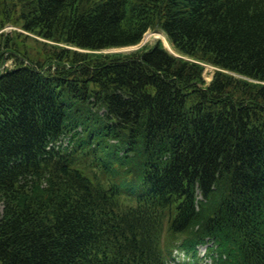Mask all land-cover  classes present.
Returning a JSON list of instances; mask_svg holds the SVG:
<instances>
[{"label": "trees", "instance_id": "trees-1", "mask_svg": "<svg viewBox=\"0 0 264 264\" xmlns=\"http://www.w3.org/2000/svg\"><path fill=\"white\" fill-rule=\"evenodd\" d=\"M8 1L0 264H264V0Z\"/></svg>", "mask_w": 264, "mask_h": 264}, {"label": "rangeland", "instance_id": "rangeland-1", "mask_svg": "<svg viewBox=\"0 0 264 264\" xmlns=\"http://www.w3.org/2000/svg\"><path fill=\"white\" fill-rule=\"evenodd\" d=\"M13 1L14 0L8 1L9 2L8 7H10L12 5L11 3L15 4V9L12 10V14L15 15L19 11L21 3H15ZM2 7H4V9H6L7 6H5V2H3V0H0V11H1ZM1 17L2 16L0 14V18ZM5 20H6L5 25L0 29V31L9 32L11 35L13 30L19 29L17 26L12 24V22H11L12 20L9 17H6ZM13 27H15V28H13ZM17 31H20V30H17ZM29 36H31V35H29ZM26 39H27L26 43H30V45H31V47L28 48L29 55H34V54L38 55L37 50H38V48H41V44L32 38H26ZM156 40H159L163 44L164 48L167 49L169 52H171L173 54H177L175 52V50L172 48L169 41L167 40L166 35L161 30H155V29L147 30L146 33L143 35L142 40L138 44L131 45V46H125V47H110V48L103 49L100 52H103V53H106V52H130L132 50L139 49L143 46L149 47V46L153 45V43ZM19 49L22 50V46H20ZM204 67H205L204 72H203L204 77L207 81H209L215 68L211 65H208V64H206ZM1 208H2V204L0 203V211H1ZM163 237L165 240L164 245H166L168 243V241L166 239V235H164ZM196 259L200 260L199 258H196ZM196 259H192L190 257L189 259H184V261L182 263L183 264H191ZM171 264H177V260L172 261Z\"/></svg>", "mask_w": 264, "mask_h": 264}]
</instances>
